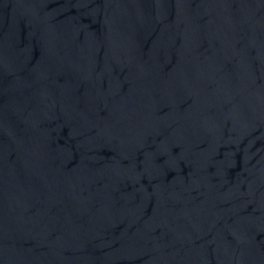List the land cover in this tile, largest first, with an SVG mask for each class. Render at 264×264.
Segmentation results:
<instances>
[{
  "label": "water",
  "instance_id": "water-1",
  "mask_svg": "<svg viewBox=\"0 0 264 264\" xmlns=\"http://www.w3.org/2000/svg\"><path fill=\"white\" fill-rule=\"evenodd\" d=\"M0 264H264V0H0Z\"/></svg>",
  "mask_w": 264,
  "mask_h": 264
}]
</instances>
